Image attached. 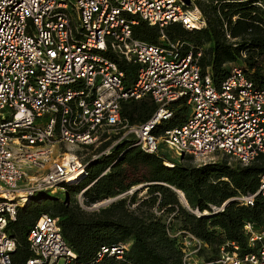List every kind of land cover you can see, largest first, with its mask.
<instances>
[{
  "label": "built area",
  "instance_id": "built-area-1",
  "mask_svg": "<svg viewBox=\"0 0 264 264\" xmlns=\"http://www.w3.org/2000/svg\"><path fill=\"white\" fill-rule=\"evenodd\" d=\"M256 3L264 8V0ZM140 20L160 28L158 43L134 35ZM171 23L193 31L207 19L198 0H0V264H13L17 241L8 227L19 209L35 195L84 181L89 164L123 139L149 153L167 147L197 164L222 154L248 165L264 154V80L232 67L216 86L199 62L202 49L166 35ZM119 60L137 66L135 80ZM146 96L157 110L130 123L123 102ZM179 101L190 107L187 120L154 134ZM86 188L76 194L82 206ZM260 194L264 173L255 193L236 199L252 205ZM244 228L246 247L228 241L207 264H264V230L250 222ZM28 241L24 264H77L59 218L49 213L40 215ZM203 246L188 233L185 264H198ZM124 247L103 246L97 262L105 254L122 257Z\"/></svg>",
  "mask_w": 264,
  "mask_h": 264
},
{
  "label": "trees",
  "instance_id": "trees-1",
  "mask_svg": "<svg viewBox=\"0 0 264 264\" xmlns=\"http://www.w3.org/2000/svg\"><path fill=\"white\" fill-rule=\"evenodd\" d=\"M257 1L198 0L207 19L204 28L190 31L180 23H171L164 31L172 40L191 43L196 51L202 49L199 62L216 86H220L232 67H241L251 79L261 82L264 8ZM224 21L232 38H236L234 42L226 35ZM134 35L158 43L161 30L140 20L134 26ZM118 62L135 80L137 66ZM172 107L173 117L161 122L154 134L160 135L187 120L190 107L185 101ZM156 110L157 104L150 96L122 104V116L130 123H143ZM171 163L161 150L149 153L134 145L132 139L121 140L110 153L89 164V175L84 181L66 185L75 189L76 194L87 187L84 206L70 194L65 200L52 199L45 196V191L19 209L8 227L17 241L13 264H24L31 256L28 235L43 213L59 218L63 237L76 252L77 264H185L182 245L188 233L204 243L197 256L211 261L228 241L246 247V223L264 230V196L257 195L252 205L236 199L259 188L264 154L248 165L231 161L228 156L202 164ZM140 184L142 187L128 192ZM141 192L144 193L140 195ZM115 197L118 198L107 205L92 208ZM224 204L222 210H215ZM121 245L126 246L122 257L105 254L97 262L103 246Z\"/></svg>",
  "mask_w": 264,
  "mask_h": 264
},
{
  "label": "rangeland",
  "instance_id": "rangeland-1",
  "mask_svg": "<svg viewBox=\"0 0 264 264\" xmlns=\"http://www.w3.org/2000/svg\"><path fill=\"white\" fill-rule=\"evenodd\" d=\"M204 1V0H202ZM161 151L163 153H165L166 155V158L171 161L172 163H183V164H187V163H191V164H197L196 161H194L193 159H190L188 156H186L185 158H181L179 155H176L172 150H170L169 148L167 147H164L162 146L161 147ZM222 155V154H221ZM221 155H217L213 158H211L213 161L214 160H218ZM178 156V157H177ZM224 158V157H222ZM221 159V158H220ZM231 161H234L233 159H229ZM167 163H170V162H167ZM171 163V164H172ZM137 188H140L142 187L141 184L136 186ZM135 190V189H134ZM145 192V191H144ZM144 192H141L140 195H142ZM68 194H70V196L75 197L77 199V195H76V190L73 189V188H65V189H62V190H50L48 191L47 193H45V196L48 197V198H52V199H62V200H65L68 196ZM106 202H103L102 204H104ZM26 207V206H24ZM95 207H98L97 206H93V208ZM198 264H207L208 262L210 261H207V260H203L202 258L198 257L196 258L195 260ZM212 261V260H211Z\"/></svg>",
  "mask_w": 264,
  "mask_h": 264
},
{
  "label": "water",
  "instance_id": "water-1",
  "mask_svg": "<svg viewBox=\"0 0 264 264\" xmlns=\"http://www.w3.org/2000/svg\"><path fill=\"white\" fill-rule=\"evenodd\" d=\"M141 186H142V185H141ZM135 189H137V187H136Z\"/></svg>",
  "mask_w": 264,
  "mask_h": 264
},
{
  "label": "bare ground",
  "instance_id": "bare-ground-1",
  "mask_svg": "<svg viewBox=\"0 0 264 264\" xmlns=\"http://www.w3.org/2000/svg\"><path fill=\"white\" fill-rule=\"evenodd\" d=\"M178 157V156H177Z\"/></svg>",
  "mask_w": 264,
  "mask_h": 264
}]
</instances>
